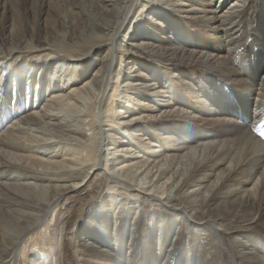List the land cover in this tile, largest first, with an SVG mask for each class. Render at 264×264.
<instances>
[{
    "label": "bare ground",
    "instance_id": "6f19581e",
    "mask_svg": "<svg viewBox=\"0 0 264 264\" xmlns=\"http://www.w3.org/2000/svg\"><path fill=\"white\" fill-rule=\"evenodd\" d=\"M48 231L77 264H264V0H0V264H51Z\"/></svg>",
    "mask_w": 264,
    "mask_h": 264
},
{
    "label": "rangeland",
    "instance_id": "374dc122",
    "mask_svg": "<svg viewBox=\"0 0 264 264\" xmlns=\"http://www.w3.org/2000/svg\"><path fill=\"white\" fill-rule=\"evenodd\" d=\"M142 21H140V22H138L137 24H135V28H138V26H139V24L141 23ZM29 59H37V57H32V56H29L28 57ZM44 58V57H43ZM95 59H97V58H95ZM232 87L231 86H229V87H226V89H224L226 92H227V94L228 95H232L233 93L232 92H230L228 89H231ZM186 98L189 100V97H187L186 96ZM117 103H118V101H116ZM122 102H123V100H122ZM194 105H196V107H197V112L199 113L198 115H196V117L197 116H201V115H204V117L205 118H210V119H214L216 116L215 115H211L210 113H211V109H213V104H210L211 102H209V103H204V102H202V104L200 103V105L199 104H197V103H194V102H192ZM215 103V102H214ZM116 104V103H115ZM127 104V103H126ZM203 105V106H202ZM210 105H211V107H210ZM202 106V107H201ZM254 102H252L251 101V103H250V109H245L244 108V110L242 111V114H245V120L246 121H249L250 120V117H251V115H252V113L251 112H254ZM22 108H24V106H22ZM248 110V111H247ZM208 114V115H207ZM228 114V113H227ZM227 114H226V116H227ZM210 116V117H209ZM212 116V117H211ZM3 124H5V123H3ZM107 125V124H106ZM108 125H110V126H114V127H116L114 124H113V122L112 123H108ZM120 126H117V128H119ZM2 128H4V126L2 127ZM122 129V128H121ZM104 150H106V148H104ZM112 167H115V165L113 166L112 165ZM100 182H103V178L100 176V177H98L97 179H95L94 181H92V183H90V187H89V191H90V189L91 190H94V189H96L98 186V183H100ZM124 191L122 190V189H116V193L117 194H122ZM83 194V193H82ZM91 196H92V194H89L88 193V197H85V198H82L84 201H89V200H91V199H89V198H91ZM69 206L68 205H66V208L64 209V210H62L60 213H59V215H61V217H62V219L61 220H59L58 221V224L59 223H61V225L59 226L60 228L62 227V225H63V222L66 220V218L68 219V224H65L64 225V227H65V229H66V231H68L69 232V230H71V229H73L72 227L74 226L73 224H75L76 225V222H78V220H79V217H80V215H81V209H82V205L80 204H77V205H73V207H71V209H70V207L68 208ZM77 207H79V208H77ZM73 208V209H72ZM157 208H159L158 206H157ZM79 209V210H78ZM69 210V211H68ZM63 212V213H62ZM69 212V213H68ZM74 212H76V213H74ZM68 215H67V214ZM73 214V215H72ZM70 215V216H69ZM68 217H70V218H68ZM76 217V218H75ZM64 218V219H63ZM73 225V226H72ZM68 228H67V227ZM70 226H71V228H70ZM66 231H64L63 233H62V238H60V246H59V248H57L56 246L59 244V238H58V236H57V234H52V233H50V231H48L49 232V234L47 235V238L45 239L44 238V242H41L40 241V243H42L45 247H46V250H49L50 248L52 249H50V252H52V256H51V258H50V263L51 264H57L58 262V264H66L65 263V261L66 260H69L70 261V264H77L76 263V261L75 260H73V258H74V255H73V253H72V250H71V248L68 246V242H67V239L69 238V236H71V235H69L70 233H68V232H66ZM47 234V233H46ZM68 234V235H67ZM54 236V237H53ZM52 237V238H51ZM51 240H50V239ZM66 238V239H65ZM53 239H54V241H53ZM58 240V241H57ZM66 240V241H65ZM47 241H48V243H47ZM53 242H55V243H53ZM65 245H67V247L65 246ZM29 247H27V249H26V251H25V255H26V257H25V255H24V257H22V255H21V252H20V250L17 252L18 254L16 255V256H18L17 258H16V264H29L30 262H29V257L31 256V254H30V252H32V251H34V252H37V249H32V247H31V244H29L28 245ZM54 246V247H53ZM64 246V247H63ZM66 247V248H65ZM69 247V248H68ZM31 248V249H30ZM67 248H68V250L70 251H68L67 250ZM58 249H60V251H57ZM62 250H63V252H62ZM29 251V252H28ZM39 251H41V249L39 250ZM62 252V253H61ZM61 253V254H60ZM22 257V258H21ZM58 257V258H57ZM25 258V259H24ZM57 259V260H56ZM72 260H73V262H72ZM29 263H28V262ZM53 261V262H52ZM58 261V262H57ZM56 262V263H55ZM64 262V263H63Z\"/></svg>",
    "mask_w": 264,
    "mask_h": 264
}]
</instances>
